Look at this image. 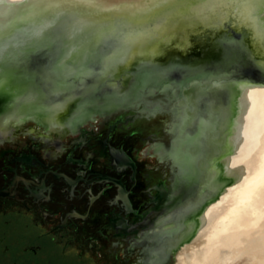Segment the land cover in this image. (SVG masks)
<instances>
[{
	"label": "bare ground",
	"instance_id": "obj_1",
	"mask_svg": "<svg viewBox=\"0 0 264 264\" xmlns=\"http://www.w3.org/2000/svg\"><path fill=\"white\" fill-rule=\"evenodd\" d=\"M238 9L211 0H60L58 6L3 0L0 87L26 93L5 124L20 129L31 123L34 132L47 136L72 133L77 105L100 89L122 95L132 72L199 59L216 46L249 47L264 64V38L237 19ZM70 17L87 26L81 29ZM117 20L150 31L106 47ZM238 33L247 45L235 41ZM41 85L55 93L52 100L34 99L33 86ZM213 94L217 105L208 112L218 121L215 130L205 127V139L215 155L208 159L205 181L194 201L164 215L143 248L163 246L147 259L145 251L140 264H264V83L236 81ZM155 155L161 159L162 153L146 150L136 159Z\"/></svg>",
	"mask_w": 264,
	"mask_h": 264
},
{
	"label": "water",
	"instance_id": "obj_2",
	"mask_svg": "<svg viewBox=\"0 0 264 264\" xmlns=\"http://www.w3.org/2000/svg\"><path fill=\"white\" fill-rule=\"evenodd\" d=\"M235 35V41L247 45L242 34ZM170 54H166L168 60ZM132 73V79L125 85L122 95L100 89L89 101L79 102L77 106L81 110L76 116V123L84 119L91 120L96 114L105 116L121 113L112 129L122 130L137 122L147 123L163 118L159 123L164 127H155L145 133L135 130L134 134L143 135V139L154 146V152L162 153L157 167L163 168L165 172L172 170L166 173L164 180H158L159 176L155 175L151 182L154 188H164L170 193L165 210L171 211L196 199L207 175L208 159L215 155L211 143L205 139L207 128L209 132L215 130L218 121L216 116L208 112H215L217 105L214 88L236 81L264 83V64L254 59L249 47L242 50L216 46L199 59L176 63L171 60L163 66ZM33 88L37 101L41 97L46 101L52 100L55 95L42 85ZM7 91L0 87V139L18 130L15 126H6L5 121L13 111L16 100L26 96V93L18 91L4 93ZM203 101H206L205 106ZM153 106L158 110L149 115ZM204 121H208V126L203 125ZM37 134L43 141H50L49 136ZM119 152L121 155L118 158L135 169L125 153Z\"/></svg>",
	"mask_w": 264,
	"mask_h": 264
},
{
	"label": "flooded vegetation",
	"instance_id": "obj_3",
	"mask_svg": "<svg viewBox=\"0 0 264 264\" xmlns=\"http://www.w3.org/2000/svg\"><path fill=\"white\" fill-rule=\"evenodd\" d=\"M112 127L113 125L108 127V133L115 131ZM127 137L122 141L128 147L113 146L108 138L100 140V136L80 140L75 148L85 147L88 143L91 145L90 151L78 159L74 157V152H45L48 165L31 152L8 156L6 154L11 151H1L2 206L15 203L31 213L35 209L41 215L51 211L53 213L50 216L60 208V222L64 223L61 228L64 229L77 222L86 224L89 217L95 216L97 229L94 234L99 242L103 244L102 241L107 240L109 234L114 239L110 243L111 248L123 245L124 251H127L125 248L129 249L131 245L130 252L135 256V263L142 259L141 256L147 250L143 246L151 233L155 234L158 226L165 220L164 215L169 212L165 210V206L170 193L164 188L156 189L152 186L153 176L158 175V180H164V169L157 167L150 171L141 168L139 161L145 157L136 159L138 155L131 143L127 142ZM32 141L37 143V147L49 142L40 137ZM119 151L125 153L135 169L118 158L121 155ZM90 163L95 166L92 169L86 168L85 165ZM143 180L144 185L140 183ZM18 192L23 196L19 200ZM107 253L110 258L114 255L111 250Z\"/></svg>",
	"mask_w": 264,
	"mask_h": 264
},
{
	"label": "rangeland",
	"instance_id": "obj_4",
	"mask_svg": "<svg viewBox=\"0 0 264 264\" xmlns=\"http://www.w3.org/2000/svg\"><path fill=\"white\" fill-rule=\"evenodd\" d=\"M259 109V103L256 102L253 107L256 115ZM120 116L121 113L105 116L96 114L93 117L94 120L84 119L78 122L72 133L64 131L49 135L50 141L38 147L37 143L32 141V139L38 138V134L32 129L31 123H28L13 135L0 139V153L1 151H11L6 155L13 156L20 152H31L45 165H48L49 161L45 157V152L50 153L56 150H63L66 154L74 152V157L78 159L81 155H85L90 151L89 146L91 145L88 143L85 147L75 148L80 140L85 141L100 136V140L108 138L113 146L128 147L126 146L128 144H124L122 139L129 136L126 140L131 143L135 154L139 155L146 150L153 154L154 146L149 141L144 140L143 135H136L134 132L137 130L145 133L155 127L162 128L164 126H161L159 122L163 118L151 120L147 123L137 122L126 126L122 130L108 133V127L113 125ZM27 131L28 133H26ZM2 160H0V167L3 166ZM158 163V155H155L152 159L144 158L139 161L141 168L150 171L156 169ZM94 166L93 163L88 166L85 165L86 168L91 169ZM169 171L172 170L168 169L165 173H169ZM140 183L144 185L145 181L143 180ZM18 189L21 190L20 187ZM21 198L23 196L18 192L17 199ZM52 213L49 211L41 215L38 209L33 210L31 213L22 205L12 203L3 207L0 202V264H131L135 261V256L130 252L132 250L131 245L129 249L128 247L125 248L127 251L129 250L128 252L124 251L123 245L111 248L110 243L114 242V239L109 234H107L108 239L102 241L103 244L99 242L100 240L94 234L97 229L95 216L89 217L86 224L81 225L77 222L75 225L69 224L64 229L61 228L64 223L60 222L61 209H57L50 216ZM80 227H82L80 231H77ZM162 246L147 249V257L144 259H147L153 251ZM108 250H111L114 254L111 258L108 256ZM140 263L141 259L133 264Z\"/></svg>",
	"mask_w": 264,
	"mask_h": 264
},
{
	"label": "snow or ice",
	"instance_id": "obj_5",
	"mask_svg": "<svg viewBox=\"0 0 264 264\" xmlns=\"http://www.w3.org/2000/svg\"><path fill=\"white\" fill-rule=\"evenodd\" d=\"M0 2H3V0H0ZM19 2H21V0H10V3L13 4ZM48 2L49 6H58L60 0H48ZM84 2L89 5H95V0H84ZM164 2H171V0H164ZM211 2L231 6L239 5L237 19L251 28L257 35L261 36V38H264V19H261V16L264 15V0H211ZM69 19L81 29L87 26L85 22L76 20L75 17H70ZM63 27L64 23L62 22V24L58 26L57 31H60ZM124 29H130V31L125 32ZM149 31L150 29L147 28L131 29L130 25L117 20L112 29V36L107 38L105 46L109 48L115 47L116 44L125 37L131 36L134 33L147 34ZM0 53H2V48H0ZM0 59H2V56H0ZM105 67L107 68L108 65ZM0 83H2V81H0ZM157 110L158 108L153 106L149 115L154 114Z\"/></svg>",
	"mask_w": 264,
	"mask_h": 264
}]
</instances>
